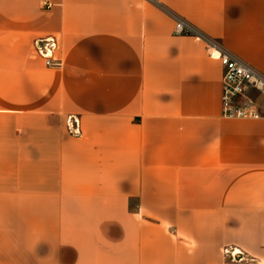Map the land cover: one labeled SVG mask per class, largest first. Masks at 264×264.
<instances>
[{
	"label": "crops",
	"instance_id": "obj_1",
	"mask_svg": "<svg viewBox=\"0 0 264 264\" xmlns=\"http://www.w3.org/2000/svg\"><path fill=\"white\" fill-rule=\"evenodd\" d=\"M204 37L264 73V0H0V264H264V98Z\"/></svg>",
	"mask_w": 264,
	"mask_h": 264
},
{
	"label": "built area",
	"instance_id": "obj_2",
	"mask_svg": "<svg viewBox=\"0 0 264 264\" xmlns=\"http://www.w3.org/2000/svg\"><path fill=\"white\" fill-rule=\"evenodd\" d=\"M47 8L52 6L44 1ZM175 32L177 34L195 33L192 25L176 17ZM196 35L203 38L202 35ZM210 55L221 61L222 76V108L228 117H247L257 115V99L264 98V73L242 60L232 52L224 49L215 41L205 38ZM34 52L46 62L47 66H62V60L56 55L59 41L55 36L37 38L34 41ZM73 130L79 133V122L73 120ZM226 253L234 256L235 251Z\"/></svg>",
	"mask_w": 264,
	"mask_h": 264
}]
</instances>
